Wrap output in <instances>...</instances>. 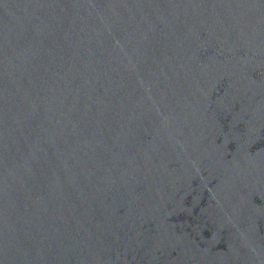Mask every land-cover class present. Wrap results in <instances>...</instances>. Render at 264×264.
<instances>
[{"label":"water","instance_id":"1","mask_svg":"<svg viewBox=\"0 0 264 264\" xmlns=\"http://www.w3.org/2000/svg\"><path fill=\"white\" fill-rule=\"evenodd\" d=\"M0 264H264V0H0Z\"/></svg>","mask_w":264,"mask_h":264}]
</instances>
